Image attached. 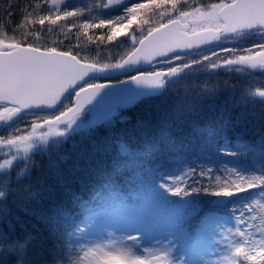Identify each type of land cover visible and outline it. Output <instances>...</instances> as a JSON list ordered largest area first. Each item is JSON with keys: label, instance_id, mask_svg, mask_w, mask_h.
Segmentation results:
<instances>
[{"label": "trees", "instance_id": "obj_1", "mask_svg": "<svg viewBox=\"0 0 264 264\" xmlns=\"http://www.w3.org/2000/svg\"><path fill=\"white\" fill-rule=\"evenodd\" d=\"M227 1L140 0V9L148 17L137 28L134 21L133 31L140 37L175 18L191 22ZM97 2L0 0V48L21 44L74 51L77 58H88L79 59L84 62L117 60L134 43L132 37L123 35L127 29H121L123 36L111 46L98 49L62 21L42 25L21 18L25 7L33 16L78 7L83 10L80 15L108 19L123 15L135 0H127L114 11L102 6L105 0ZM141 14L136 11L137 16ZM262 41L264 31L243 32L223 38L214 47L171 56L157 65L161 70L176 69L168 71L157 95L37 146L0 171V245H16L21 250L26 245L45 264H90L101 257V250L93 246L98 243L92 244L95 232L90 225L98 216L119 213L133 216L135 231L150 224L152 239L165 240L172 253H189L195 240L203 241L210 226V232L223 234L225 252L231 251L220 264H245L242 238L254 228L264 235V179H258L264 177V156L260 155L264 92L259 91L264 89V69L223 64ZM69 105L67 98L58 112L29 113L7 128L0 125V137L51 119ZM209 133L215 137L211 145L206 141ZM10 152L0 147V163ZM188 168L196 170L191 180L180 175ZM209 168L213 184L209 177L199 175ZM161 174L184 181L179 184L181 193L168 192L158 182ZM215 184L228 187L214 191ZM192 187L201 191L192 193ZM224 194L228 199L223 205L212 204ZM193 205L202 210V216L184 221L183 233L177 234L174 229L183 220L181 212Z\"/></svg>", "mask_w": 264, "mask_h": 264}, {"label": "water", "instance_id": "obj_2", "mask_svg": "<svg viewBox=\"0 0 264 264\" xmlns=\"http://www.w3.org/2000/svg\"><path fill=\"white\" fill-rule=\"evenodd\" d=\"M124 2L125 0H118L108 5L106 9L116 10ZM216 17L220 22L218 27L195 32H189V23L180 19H172L154 28L144 36L137 48L142 53L154 51L155 55L148 60L141 56L139 62L130 67L140 69L152 79L163 80L168 75L167 71H151L156 62L173 55H185L214 46L227 35L264 28V0H231L218 9ZM65 61H74L78 66V71L74 75L69 76L62 71L61 65ZM247 61V57H242L237 61L229 60L226 65L245 66L252 70L261 68ZM99 66L80 61L67 52L56 50H40L24 45H12L7 50H0V105L13 108L10 111L0 112V124L5 123L8 126L26 113L57 110L63 100L71 95L67 94L68 89ZM94 76L104 83L124 74L96 73ZM123 80L124 78L121 79ZM97 87L106 88L100 90L95 100L92 97L96 88L86 86L75 93L68 109L44 122L42 126L66 125L88 108L98 117L105 116L114 108L130 109L140 100L158 94L162 84L149 86L125 81L122 84H98ZM97 101L102 103L97 106ZM5 117L10 118L5 119ZM227 198V195L217 196L212 203L222 205Z\"/></svg>", "mask_w": 264, "mask_h": 264}, {"label": "snow or ice", "instance_id": "obj_3", "mask_svg": "<svg viewBox=\"0 0 264 264\" xmlns=\"http://www.w3.org/2000/svg\"><path fill=\"white\" fill-rule=\"evenodd\" d=\"M101 2V0H98V4ZM118 0H108L107 3H103L102 6L107 7L108 5L112 3H116ZM10 7V5H9ZM140 10L141 15L137 16L136 11ZM83 10L78 7H66L62 11H58L54 14H45L41 16H33L32 12L25 7L22 10V19L28 20V21H36L38 23L46 24V23H59L62 21V24L70 25L72 28H74L77 31V34L80 36H84V38L94 45L95 47L99 48H106L111 46L114 42H116L119 37L123 35H129L133 38L134 43L132 48L129 50L128 53L121 56L117 60H108V61H96L91 60L90 63H99V68L93 71H90L86 76H84L83 79L77 80V82L68 89L67 94L75 95V93L79 90L84 89L86 86H92L96 88V92L94 96L92 97L93 100L97 97L98 93L101 89H104L106 87H97V85H104V84H122L123 82H132L137 85H149V86H159L163 83V80L161 79H152L148 74L141 71L140 69H133L130 66L136 65L139 62V58L143 56V59L148 60L151 58L152 55H155V52H141L139 48H137V45L140 44V42L145 38L144 36L137 37L135 36V32L133 31V25L135 21V27H140L144 21L148 17V12L140 9V0H135V2L130 3L128 7L124 9L123 15L115 16L112 18H102L99 16L95 17H87L85 15H80ZM9 17L13 15V13H7ZM134 18V19H133ZM131 25V27H129ZM127 29L128 31L125 32L123 35H121V29ZM261 31H264V28L261 29ZM98 33V35L96 34ZM235 51V50H232ZM264 41H262L259 44H253L252 47L247 49L240 50L239 55L244 56L248 58L249 63H251L253 66L264 68ZM68 54L72 56H78L77 53L74 51L69 52ZM239 58V57H237ZM78 59L81 60H88L87 57H78ZM62 71L66 75H74L78 71V66L75 65L74 61H65L61 65ZM176 69L169 67L168 71H175ZM153 71H156L153 69ZM112 72H119L124 74V80H117V81H105L104 83L98 82L95 80L94 74L96 73H112ZM130 73V74H129ZM259 91L264 92V89H259ZM13 92L15 90L13 89ZM97 106H99L102 102L97 101ZM10 117H5V119H9ZM35 131L33 129V126L26 125L24 126V129H13L11 133H9L6 137H0V142L3 141H10V140H16L17 138H23L26 136L32 135V132ZM215 137L213 134L209 133L208 137L206 138V141L209 145L214 143ZM239 147V145H238ZM221 149H217L219 151ZM235 154V153H232ZM260 155L264 156V146L260 149ZM212 172V169H207L205 171H201L199 175L201 177H209V183L213 184V181L210 178V173ZM181 176L186 177L188 180H191L193 176L196 175V170L192 168L186 169L185 172L180 174ZM258 179H264V177H260ZM162 184V186L170 193L179 194L181 193V188L179 187L180 183H183L184 181L176 180L174 179L173 175L165 176L164 174H161V178L158 181ZM249 183L251 181H248ZM228 187L227 185L223 184H215L214 191L216 190H222L224 188ZM261 187H264V185H261ZM250 190V189H249ZM201 191V189L192 187L191 192L196 193ZM207 191V190H205ZM188 192V187L186 186L183 189V196H186ZM202 216V210L198 206H191L181 212V217H183V220H178L175 224V232L177 234H182L184 230V221L190 222L191 220H195L197 218H200ZM104 220H121L128 223H136V221L132 218L125 219L122 214L114 213L109 216L101 217ZM204 219H207V217H204ZM151 231L152 229H148ZM245 247L247 248V251L245 253L244 259L245 264H264V253L261 252V249L264 248V244H258L253 245L251 247H248L247 244H245ZM254 258V259H253Z\"/></svg>", "mask_w": 264, "mask_h": 264}, {"label": "rangeland", "instance_id": "obj_4", "mask_svg": "<svg viewBox=\"0 0 264 264\" xmlns=\"http://www.w3.org/2000/svg\"><path fill=\"white\" fill-rule=\"evenodd\" d=\"M54 1L61 2L62 0ZM217 10L218 6H213L202 15H197L191 21L190 30L217 27ZM5 110L9 111L10 109L6 106H0V112ZM113 113L114 110H111L104 118H100L92 114L90 110H86L66 125L42 126L43 121L32 124L33 129H35L32 135L0 142V147L5 146L11 149V152L8 153V158L0 163V171L7 169L17 159L25 157L37 146L45 145L48 141L56 138L65 137L88 125L99 123L111 117ZM101 217H104V215L96 217L94 224L90 225L92 231L95 232L92 244L98 243L93 246L101 250V257L99 256V259L93 258L90 264H216L214 261L220 264L224 259V255L226 258L230 257L229 252L231 251L225 252L221 245L223 234L219 231L210 232V226L204 232L203 241L198 242L195 240L189 253L184 254L181 252H170V245L163 239H152L148 231L150 227L148 223V225L141 226L139 230L136 229L135 231L136 223H128L121 220H104ZM123 217L125 219H133V216L129 215H124ZM242 244L247 251L245 244L248 247L264 244V235L260 230L254 228L251 235L242 238ZM261 251H264V248Z\"/></svg>", "mask_w": 264, "mask_h": 264}, {"label": "clouds", "instance_id": "obj_5", "mask_svg": "<svg viewBox=\"0 0 264 264\" xmlns=\"http://www.w3.org/2000/svg\"><path fill=\"white\" fill-rule=\"evenodd\" d=\"M0 264H45V262L39 253H33L26 245L22 250L16 245L10 247L0 245ZM47 264H53V262H47Z\"/></svg>", "mask_w": 264, "mask_h": 264}]
</instances>
